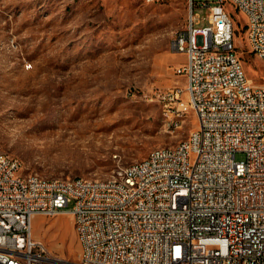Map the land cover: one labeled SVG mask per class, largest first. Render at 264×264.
I'll return each mask as SVG.
<instances>
[{"label": "built area", "instance_id": "1", "mask_svg": "<svg viewBox=\"0 0 264 264\" xmlns=\"http://www.w3.org/2000/svg\"><path fill=\"white\" fill-rule=\"evenodd\" d=\"M227 2L264 61V0H190L187 25L170 42L185 55L172 67L185 82L143 94L166 119L194 113L197 126L178 145L120 168L113 184L25 175L20 159L0 151V264H264V86L234 51ZM67 214L78 260L33 236L36 216Z\"/></svg>", "mask_w": 264, "mask_h": 264}, {"label": "rangeland", "instance_id": "2", "mask_svg": "<svg viewBox=\"0 0 264 264\" xmlns=\"http://www.w3.org/2000/svg\"><path fill=\"white\" fill-rule=\"evenodd\" d=\"M190 9V0H0V151L20 159L25 175L108 180L187 139L194 113L166 119L143 94L185 82L172 69L185 57L170 42ZM226 10L234 51L264 86V61L251 52L245 18L230 2ZM195 12L208 17L210 8ZM33 236L78 260L71 215L36 216Z\"/></svg>", "mask_w": 264, "mask_h": 264}, {"label": "bare ground", "instance_id": "3", "mask_svg": "<svg viewBox=\"0 0 264 264\" xmlns=\"http://www.w3.org/2000/svg\"><path fill=\"white\" fill-rule=\"evenodd\" d=\"M164 113V111H163ZM170 118L172 119H182V112H170ZM13 157V156H9ZM13 159H18L16 157H13ZM84 182H90V183H104V184H113L115 182V177L113 179H108V180H94V179H87V178H82Z\"/></svg>", "mask_w": 264, "mask_h": 264}, {"label": "crops", "instance_id": "4", "mask_svg": "<svg viewBox=\"0 0 264 264\" xmlns=\"http://www.w3.org/2000/svg\"><path fill=\"white\" fill-rule=\"evenodd\" d=\"M173 54H177V53H173ZM181 55H183V54H181ZM184 57H185V55H183ZM185 60H186V58H185ZM185 62V61H184ZM184 62H182V63H184ZM177 64H180V63H177ZM179 83V82H178Z\"/></svg>", "mask_w": 264, "mask_h": 264}]
</instances>
